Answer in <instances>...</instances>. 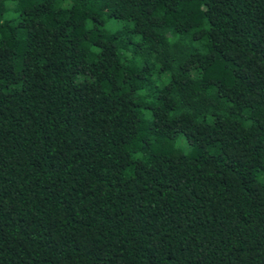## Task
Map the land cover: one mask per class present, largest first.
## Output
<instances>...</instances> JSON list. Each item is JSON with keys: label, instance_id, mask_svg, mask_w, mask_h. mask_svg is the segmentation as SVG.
<instances>
[{"label": "trees", "instance_id": "trees-1", "mask_svg": "<svg viewBox=\"0 0 264 264\" xmlns=\"http://www.w3.org/2000/svg\"><path fill=\"white\" fill-rule=\"evenodd\" d=\"M0 264H264V0H0Z\"/></svg>", "mask_w": 264, "mask_h": 264}, {"label": "rangeland", "instance_id": "rangeland-1", "mask_svg": "<svg viewBox=\"0 0 264 264\" xmlns=\"http://www.w3.org/2000/svg\"><path fill=\"white\" fill-rule=\"evenodd\" d=\"M178 141H179V144H180L182 147H184V148H187V147H188L187 142H186V139H185V137H184L183 134L179 135V137H178Z\"/></svg>", "mask_w": 264, "mask_h": 264}]
</instances>
